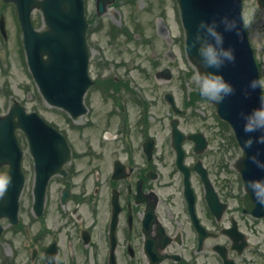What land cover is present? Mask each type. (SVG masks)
Masks as SVG:
<instances>
[{
  "label": "flooded vegetation",
  "instance_id": "obj_1",
  "mask_svg": "<svg viewBox=\"0 0 264 264\" xmlns=\"http://www.w3.org/2000/svg\"><path fill=\"white\" fill-rule=\"evenodd\" d=\"M35 12L31 24L43 29V24L36 23ZM156 34L164 38L157 27ZM12 52L21 62L25 58L23 30L15 5L0 1V64L4 67ZM134 66L130 63V69ZM163 68L154 72L156 79L166 75ZM131 81L130 76L102 77L99 84L92 81V87L97 85L100 91L98 112L105 125L98 141L74 142L66 130L42 115L38 102L28 104L36 100L33 96L29 101L8 100L0 114L14 107L15 119L30 123L23 111L37 112L65 141L61 145L51 138L46 144L51 134L45 132L40 135L43 144L39 142L33 155L23 132L26 125L14 131L22 150L18 212H25L21 195L28 190L31 216L26 221L19 216L14 225L0 220V241L7 239L0 242V264H54L48 261L49 255H55L56 264H264V241L257 236L264 218L252 212L240 176L230 180L224 166L220 167L224 160L216 163L206 156L208 141L200 152V142H180L173 136L174 125L182 128L168 92L162 96L169 117H153L148 104L136 121L132 109L137 108L140 95L131 90ZM84 105L86 111L72 118L48 104L49 109L63 112L67 125L93 114V104L85 96ZM89 117L83 127L95 123ZM112 121L115 132L109 130ZM8 160L0 166V175L8 172ZM9 232L20 236L21 252H4L11 247Z\"/></svg>",
  "mask_w": 264,
  "mask_h": 264
},
{
  "label": "rangeland",
  "instance_id": "obj_2",
  "mask_svg": "<svg viewBox=\"0 0 264 264\" xmlns=\"http://www.w3.org/2000/svg\"><path fill=\"white\" fill-rule=\"evenodd\" d=\"M242 5L243 19L258 64L259 76L264 79V8L258 7L256 0H242ZM8 11L10 12V8ZM85 16L89 22L87 42L91 51L89 73L94 81L93 84H99L102 77L108 79L130 76L131 90L140 95L137 99V108L132 109L136 121L139 120L143 107L147 108L148 104L153 117L157 119L161 118V115L169 117L171 114L162 95L165 91L172 93L177 105L186 110L183 116H175L179 118L181 128L185 132H202L208 140L209 154L206 156L211 157L216 163H222L224 160L225 164L222 163L220 167L224 166L223 171L230 180H236L239 174L233 167V162L242 151L235 141L230 126L217 116L213 104L205 99L193 97L197 88L191 77L196 70L185 54L184 30L176 0H118L99 17L95 15V0H85ZM160 18L164 19L167 27L166 31L163 30L165 33L163 39L156 34ZM35 20L39 25L38 13ZM136 33L139 35L135 36ZM12 56L7 67H4L5 64H0V112L7 108L11 97L29 101L33 96L36 100L29 101L28 104H39L36 107L40 109L42 115L66 130L74 142H82L88 138L90 141L100 140L105 125L101 123L100 111L98 112L101 101L97 85L95 88L92 84L85 95L87 103L93 104V114L91 116L88 114L67 125L68 119L63 112L49 109L48 104L43 103L34 88L26 64L21 62L15 52H12ZM132 62L135 66L130 69ZM163 67L169 68L171 77L156 79L154 72ZM141 100H144V106ZM36 102L38 103L35 104ZM88 117H93L97 125L92 123V127H83L82 124H86L85 120ZM108 124H110L109 130L115 132V123L112 121ZM136 139H140L139 133ZM23 149L26 154L25 146ZM28 181H31L30 177ZM21 197V206L25 212H20L19 216L21 220L26 221L29 220L28 216H31L29 191L25 190ZM7 235L12 237V243L10 249L7 246L4 252L8 250V253L21 252L20 236L10 232ZM257 236L263 237L264 240V227L262 233ZM3 240H7L6 237L0 242ZM262 254L264 255V250Z\"/></svg>",
  "mask_w": 264,
  "mask_h": 264
},
{
  "label": "water",
  "instance_id": "obj_3",
  "mask_svg": "<svg viewBox=\"0 0 264 264\" xmlns=\"http://www.w3.org/2000/svg\"><path fill=\"white\" fill-rule=\"evenodd\" d=\"M12 1L19 3L17 7L21 22L29 33H32L29 23L32 5L42 10L48 26L46 31L36 34L33 44L32 35L27 36L29 66L41 93L48 102L68 109L73 116L83 112L85 109L82 105V96L91 83L87 71L88 49L85 41L87 23L84 17L83 0H29L30 4L25 10L23 9L25 0ZM111 1L113 0H96L98 14H101L105 4ZM257 1L260 6H264V0ZM177 2L185 30L186 53L197 71L206 70L201 65L196 49L192 47L200 22H219L227 15L235 18L240 26L239 36L235 32L224 33L225 46H232L235 49L236 60L219 69L225 80L234 86L235 92L226 97L222 103H212L218 116L232 127L235 138L243 150V155L234 165L241 174L245 188L254 203V211L264 216V205L258 203L252 189L248 187L249 181L264 180V170L251 159L252 156H256L260 163L264 164V144L254 143L250 149L244 146V140L249 135L254 139L261 135V133L246 134L243 126L244 115L259 106V97L262 93L260 89L255 91L248 89L250 94L245 95L249 81L259 76L243 25L241 0H177ZM220 28L223 30V25H220ZM44 54L46 58H43ZM5 119L8 118L3 120ZM40 122L44 126V129L39 130L41 134L48 130V127L41 120ZM2 124H5L4 121L0 122V125ZM10 125L15 126L16 122L11 121ZM49 130L51 135L55 133L56 140H63L61 135L52 129ZM26 133L29 135L30 148L38 149V141L41 139L37 136V131L30 128ZM16 156L18 157V153ZM12 172V182L1 199L2 202L0 201V208L4 210L0 212V215L6 214L15 221L17 198L22 184V178L16 177V163Z\"/></svg>",
  "mask_w": 264,
  "mask_h": 264
},
{
  "label": "clouds",
  "instance_id": "obj_4",
  "mask_svg": "<svg viewBox=\"0 0 264 264\" xmlns=\"http://www.w3.org/2000/svg\"><path fill=\"white\" fill-rule=\"evenodd\" d=\"M220 25H223V30ZM225 32H235L237 36L240 35V26L235 18L226 15L219 22L201 21L192 42V47L196 49L203 69H206L194 72L191 77L192 82L203 97L217 104L222 103L226 97L235 92L234 86L219 72L225 64L234 63L236 60L235 49L232 46H225ZM248 89L252 91L260 89L262 92L259 97V106L244 115L243 131L246 134L261 133L255 139L249 135L244 140V146L250 149L254 143L264 144V79H251L245 95L250 94ZM251 159L264 170V164L260 163L256 156H252ZM11 182V175H0V199L5 196ZM248 187L252 189L258 203L264 205V180L249 181ZM47 259L56 264L55 255H49Z\"/></svg>",
  "mask_w": 264,
  "mask_h": 264
}]
</instances>
